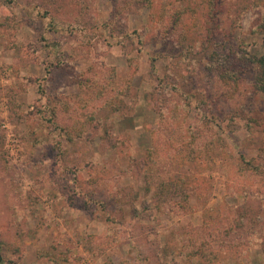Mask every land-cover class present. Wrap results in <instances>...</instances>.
I'll use <instances>...</instances> for the list:
<instances>
[{"label":"rangeland","instance_id":"obj_1","mask_svg":"<svg viewBox=\"0 0 264 264\" xmlns=\"http://www.w3.org/2000/svg\"><path fill=\"white\" fill-rule=\"evenodd\" d=\"M203 1L0 0V264H264V230L227 234L243 203L264 224V7Z\"/></svg>","mask_w":264,"mask_h":264},{"label":"trees","instance_id":"obj_2","mask_svg":"<svg viewBox=\"0 0 264 264\" xmlns=\"http://www.w3.org/2000/svg\"><path fill=\"white\" fill-rule=\"evenodd\" d=\"M145 6L151 7L153 8L156 4L158 5L160 3V0H140ZM216 2H214V0H205L203 1V6H202V13L204 14L205 18L206 16L210 15V13L212 12V14L214 13V15H216V13L219 12V8L223 5V2L220 1L219 4H215ZM244 7H241L240 12H243L245 10V8H251V7H259L262 6L264 7V0H248L244 3ZM214 11V12H213ZM183 13V12H182ZM178 14L181 16V11L178 12ZM179 18V16H178ZM51 27V26H49ZM148 29V33L150 31V27L147 26ZM259 28L264 32V18L259 22ZM146 31V32H147ZM137 34V38L140 42H142L143 40V35H139L138 32H136ZM177 42L179 43V45L183 48H185L187 50V48L189 47V45H187L186 43H184L183 41L181 42V38L177 37ZM184 41H186V38L184 37ZM193 44V43H192ZM191 44V45H192ZM215 46L213 47V50L211 51L212 53V58L213 60L215 56L219 55V53L217 51H219L220 49V44L221 43H214ZM222 45V44H221ZM188 54V53H187ZM212 60V59H211ZM242 60L249 64L250 66L253 67L254 69V79H253V87L255 92H257L260 96H262L264 98V53L261 54H251L250 52H246L244 51L243 55H242ZM221 69H224V71L222 72H218V79L224 84L230 87L229 89V95L232 96V94L239 88V76L237 74L236 70H232V69H227L226 67H223V63H219ZM47 72V70H46ZM37 81H39L40 79H35ZM129 87V84L127 85V89ZM117 99V98H116ZM119 100V99H117ZM122 102V100H119ZM116 104V103H113ZM122 104V103H120ZM119 104L115 105V109H119ZM55 114V110L53 111ZM78 124V122L76 123ZM240 161L243 164L244 168L246 170L251 171L254 174H260L262 172V164L260 163H255L253 160L251 159H245L243 155L240 156ZM253 193L252 194H256L258 195V190L257 189H253L251 190ZM250 191V193H251ZM236 212V217L234 219L233 225L229 226L227 228V234L229 233V230H234V229H242L245 232V235L243 237V239H241L239 241V245L242 246V248H245L246 244L247 246L250 245V235L252 234H256L257 232H261L264 229L261 227V225L263 224V220L261 217V213L256 214L255 211H253L252 209H250V207H245V203H243L242 205L236 207L235 209ZM258 229V230H257ZM261 246H262V250L264 252V242H261ZM202 246L199 245L196 247L195 250L190 251L188 253H185L186 255H182L183 257H187L190 255H194L196 252H201ZM206 252V251H204ZM208 252V251H207ZM212 252V251H211ZM212 253H209V257L208 259H204V260H200L196 263H192V261L190 260L191 257L187 260L190 262V264H213V262L215 263L218 260V254L217 253H213V255H211ZM207 254L204 257L208 256ZM211 255V256H210ZM0 260H1V256H0ZM206 260V262H204ZM208 261V262H207ZM168 264V263H167Z\"/></svg>","mask_w":264,"mask_h":264},{"label":"built area","instance_id":"obj_3","mask_svg":"<svg viewBox=\"0 0 264 264\" xmlns=\"http://www.w3.org/2000/svg\"><path fill=\"white\" fill-rule=\"evenodd\" d=\"M1 127L4 131L5 151L8 159L20 161L19 156L22 152V144L19 141L18 135L13 130L12 125L6 120H3Z\"/></svg>","mask_w":264,"mask_h":264}]
</instances>
